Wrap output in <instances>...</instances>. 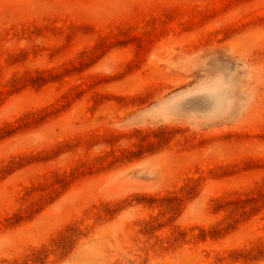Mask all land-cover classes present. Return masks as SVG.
<instances>
[{
	"label": "rangeland",
	"instance_id": "rangeland-1",
	"mask_svg": "<svg viewBox=\"0 0 264 264\" xmlns=\"http://www.w3.org/2000/svg\"><path fill=\"white\" fill-rule=\"evenodd\" d=\"M0 264H264V0H0Z\"/></svg>",
	"mask_w": 264,
	"mask_h": 264
}]
</instances>
